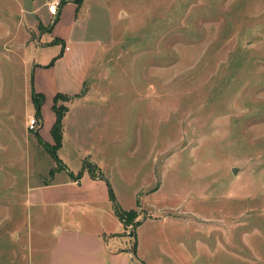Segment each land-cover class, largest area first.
Segmentation results:
<instances>
[{
	"label": "rangeland",
	"instance_id": "rangeland-1",
	"mask_svg": "<svg viewBox=\"0 0 264 264\" xmlns=\"http://www.w3.org/2000/svg\"><path fill=\"white\" fill-rule=\"evenodd\" d=\"M50 1L0 0V264H264V0H82L64 45Z\"/></svg>",
	"mask_w": 264,
	"mask_h": 264
},
{
	"label": "crops",
	"instance_id": "crops-1",
	"mask_svg": "<svg viewBox=\"0 0 264 264\" xmlns=\"http://www.w3.org/2000/svg\"><path fill=\"white\" fill-rule=\"evenodd\" d=\"M78 8L79 7H77V5L75 4L74 1H72V0L66 1L62 5V7L60 8V11L58 13L57 21L53 23V25H52V27L50 29V31H52L51 35L55 39H58L60 42H62L63 45L65 44V41L70 39L71 33L68 32V30H58V27L60 26V23L67 22L68 18L73 16L74 9L77 10ZM65 50L69 51L70 49L65 46ZM75 58H76V63H77V66H76L77 76L74 77V78H66L65 81L71 82V83L65 82L67 84L68 88H70L71 86H75L73 84L74 82L75 83L76 82L79 83L80 81L83 82V80H84V78L86 76L85 72L87 71V69L89 68V65H90L89 59L85 58V56L82 55V54L80 55V53L78 55H76ZM84 67H85V69H84ZM52 68H53L52 66H49L48 68H46V67L40 66L39 64L38 65L36 64L34 66L32 72L34 71L33 83H34V89H35L36 92H39V93H47L48 92L49 94L50 93L56 94L57 92H61L62 89L59 86L60 78L58 77V75L55 72H52V70H53ZM83 69H84V71H83ZM43 85H45V87H43ZM86 95H88V94H83V95H80L78 97H75V95H74V99H77L80 102V101H83L86 98ZM68 97H72V96L69 95ZM50 107H51V105H49V110H50V112H52ZM43 112L44 111H42V117H43L42 118V123L39 125V127H37L38 128L37 131L45 139H47L49 141H52L51 134L49 132L45 133V129H44L45 121H44ZM60 161H61V159H60ZM72 175H74V174H71V176ZM90 176H91V174H90ZM100 177H102V176H100ZM91 178H93V176H91ZM93 179L100 180L99 177L98 178H93ZM77 182L79 183V179L77 180ZM121 252L122 251H118L117 253H121ZM110 254L111 255H115V253H110Z\"/></svg>",
	"mask_w": 264,
	"mask_h": 264
},
{
	"label": "trees",
	"instance_id": "trees-1",
	"mask_svg": "<svg viewBox=\"0 0 264 264\" xmlns=\"http://www.w3.org/2000/svg\"><path fill=\"white\" fill-rule=\"evenodd\" d=\"M81 1L82 0H74V2H75V4L77 5V7H79L80 6V3H81ZM65 2H60V6H59V11H60V8L62 7V5L64 4ZM59 11H58V13H59ZM57 18H58V14L56 15V17H55V19H54V21H53V23L54 22H56L57 21ZM53 23H52V25H53ZM52 25H51V27H52ZM51 27H50V29H51ZM55 41L56 42H58L59 40L58 39H55ZM70 98V97H68V96H60V95H56V97H55V101H54V103L59 99V98ZM58 98V99H57ZM42 95L40 96V101H39V103L36 105V115H37V118H38V120H40L41 121V115H40V106L42 105ZM63 112H59L57 109H56V112H55V117H56V119H55V122H54V124H53V126H52V128H51V134H52V136L54 137V139H55V141L57 142V144H56V146H54V148H51L50 149V153H51V155L55 158V160L56 161H60V159L57 157V154H56V150L57 149H59L60 148V146H61V126H60V123H61V119H62V116H63ZM39 116V117H38ZM40 118V119H39ZM35 135H36V137L39 139L40 137H39V135H38V131H36L35 132ZM57 148V149H56ZM91 171V170H90ZM111 194H112V192H111ZM112 196V195H111ZM116 206V205H115ZM115 210H116V213H117V215L119 216V218H120V220L124 223V217H123V215H124V213L119 209V208H117V206L115 207Z\"/></svg>",
	"mask_w": 264,
	"mask_h": 264
},
{
	"label": "built area",
	"instance_id": "built-area-1",
	"mask_svg": "<svg viewBox=\"0 0 264 264\" xmlns=\"http://www.w3.org/2000/svg\"><path fill=\"white\" fill-rule=\"evenodd\" d=\"M59 6H60V0H53L48 3L47 5V10L51 16H56L59 11ZM39 126L38 120L35 117H32L28 120L27 127L30 130L35 131L37 127Z\"/></svg>",
	"mask_w": 264,
	"mask_h": 264
},
{
	"label": "water",
	"instance_id": "water-1",
	"mask_svg": "<svg viewBox=\"0 0 264 264\" xmlns=\"http://www.w3.org/2000/svg\"><path fill=\"white\" fill-rule=\"evenodd\" d=\"M232 171L235 172V169H233ZM99 179H103V177H99Z\"/></svg>",
	"mask_w": 264,
	"mask_h": 264
}]
</instances>
